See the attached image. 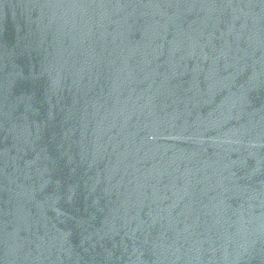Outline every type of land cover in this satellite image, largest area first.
Returning <instances> with one entry per match:
<instances>
[{
    "label": "water",
    "instance_id": "95a60500",
    "mask_svg": "<svg viewBox=\"0 0 264 264\" xmlns=\"http://www.w3.org/2000/svg\"><path fill=\"white\" fill-rule=\"evenodd\" d=\"M0 264H264V0H0Z\"/></svg>",
    "mask_w": 264,
    "mask_h": 264
}]
</instances>
